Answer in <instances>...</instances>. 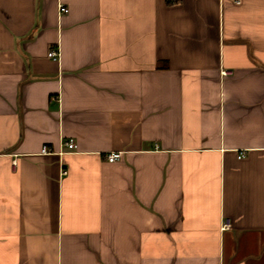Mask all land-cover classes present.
<instances>
[{
    "label": "crops",
    "instance_id": "obj_1",
    "mask_svg": "<svg viewBox=\"0 0 264 264\" xmlns=\"http://www.w3.org/2000/svg\"><path fill=\"white\" fill-rule=\"evenodd\" d=\"M0 264H264V0H0Z\"/></svg>",
    "mask_w": 264,
    "mask_h": 264
},
{
    "label": "built area",
    "instance_id": "obj_2",
    "mask_svg": "<svg viewBox=\"0 0 264 264\" xmlns=\"http://www.w3.org/2000/svg\"><path fill=\"white\" fill-rule=\"evenodd\" d=\"M235 1L240 2L241 0H235ZM59 7H60V12H66V11L68 10V8H67L65 5H63V4H60ZM48 55H49L50 57H52L53 59H56V60H57V59L60 58V51H59L57 48H54V49H51V50L48 52ZM64 145H65L66 147H68L69 150H74V149L77 148V144H76V142H74L73 140L65 141V142H64ZM42 152H44V153H50V152H53V149H52V147L49 146L48 144H44V145L42 146ZM122 156H123V152H122V151H111V152H108V153L106 154V158H107L109 161H111V162H113V161H117V160L121 159ZM238 156H239V157H242L243 154H239ZM64 172H65V171H64Z\"/></svg>",
    "mask_w": 264,
    "mask_h": 264
}]
</instances>
